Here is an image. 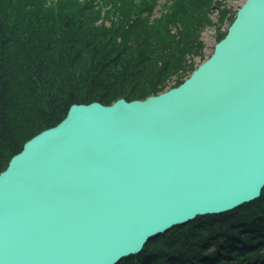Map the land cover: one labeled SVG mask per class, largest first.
I'll return each mask as SVG.
<instances>
[{"label":"water","instance_id":"95a60500","mask_svg":"<svg viewBox=\"0 0 264 264\" xmlns=\"http://www.w3.org/2000/svg\"><path fill=\"white\" fill-rule=\"evenodd\" d=\"M264 188V0L145 100L72 105L0 173V264H118Z\"/></svg>","mask_w":264,"mask_h":264},{"label":"trees","instance_id":"16d2710c","mask_svg":"<svg viewBox=\"0 0 264 264\" xmlns=\"http://www.w3.org/2000/svg\"><path fill=\"white\" fill-rule=\"evenodd\" d=\"M213 0H0V173L72 105L145 100L205 60L235 15ZM198 59V62H197ZM264 189L252 203L197 218L120 264H264Z\"/></svg>","mask_w":264,"mask_h":264},{"label":"rangeland","instance_id":"374dc122","mask_svg":"<svg viewBox=\"0 0 264 264\" xmlns=\"http://www.w3.org/2000/svg\"><path fill=\"white\" fill-rule=\"evenodd\" d=\"M245 1L246 0H213V3L214 2H217V3H215L214 9L209 13L212 22L216 23L217 21V11L219 9L217 10L216 8H219V4H221L222 7L229 10L236 17L237 11L242 7ZM229 27H230V24H228V21H225L223 25L221 26L220 32L226 33ZM215 36H216V32H215L214 27L205 28L201 34V41L204 44L203 55L205 59H207L213 53L214 47L217 44ZM197 62H198V59H197ZM199 64L201 63H198V65ZM262 253L264 254V251H262ZM244 264H249V262H245Z\"/></svg>","mask_w":264,"mask_h":264},{"label":"bare ground","instance_id":"6f19581e","mask_svg":"<svg viewBox=\"0 0 264 264\" xmlns=\"http://www.w3.org/2000/svg\"><path fill=\"white\" fill-rule=\"evenodd\" d=\"M263 189H264V188H263ZM262 191H263V190H262ZM260 197H261V196H260ZM253 202H254V201H253ZM251 203H252V202H251ZM248 204H249V203H248ZM241 207H242V206H241ZM232 211H234V210H232ZM232 211H230V212H232ZM224 214H225V213H224ZM213 216H216V215H213ZM203 217H207V216H203ZM197 218H200V217H197ZM197 218H196V219H197ZM196 219H195V220H196ZM195 220H194V221H195ZM192 222H193V221H192ZM189 223H191V222H189ZM189 223H188V224H189ZM186 225H187V224H186ZM186 225H184V226H186ZM180 227H182V226H180ZM173 229H174V228H173ZM171 230H172V229H171ZM169 231H170V230H169ZM165 234H166V233H165ZM163 235H164V234H163ZM118 264H120V262H119Z\"/></svg>","mask_w":264,"mask_h":264}]
</instances>
